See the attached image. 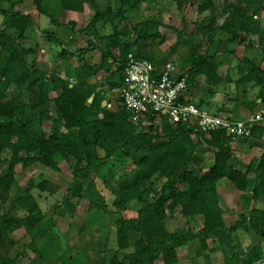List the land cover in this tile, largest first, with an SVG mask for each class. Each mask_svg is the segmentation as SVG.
<instances>
[{
    "label": "trees",
    "instance_id": "obj_1",
    "mask_svg": "<svg viewBox=\"0 0 264 264\" xmlns=\"http://www.w3.org/2000/svg\"><path fill=\"white\" fill-rule=\"evenodd\" d=\"M174 1L181 8L195 0ZM29 2L35 6L37 16L48 18L56 29L40 34L58 48L50 67L41 65L38 49L26 44L30 32L39 30L37 20L21 11ZM43 2L0 0V246H4V239L15 226H24L30 235L28 245L33 249L29 264L42 259L43 249L55 240L56 222L41 210L29 193L30 187L27 196L15 194V176L17 168L28 172L37 165L57 170L58 160H64L75 162L73 177L53 215H58L62 206L73 211L71 198H80L84 188L96 191L97 179L113 194V206L118 212L131 207L136 212L134 218L121 217L117 221L116 248L109 264H178V252L195 242L196 256L207 261L210 253L217 250L225 264H254L263 259L260 243L243 249L236 236L240 232L264 236V210L253 206L228 227L218 189L222 181H227L235 190L249 192L252 202L264 199V152L249 163L243 162L235 157L234 141L225 131L204 133L183 123L171 125L165 118L159 122L161 129H155L154 118L144 115L133 122L132 114L117 95L106 97L105 88L110 93L124 85L129 55L149 61L157 70L167 64L165 59H155L151 51L164 42L159 34L162 23L152 18L130 22L131 17L148 7V0H118V6L115 0H60L64 12L82 13L85 6L94 11L79 30L73 21L63 24L52 17L44 10ZM235 2L221 26L212 23L205 28L206 51L200 53L192 48L182 64L175 65L180 74L187 76V91L180 102L205 110L203 102L194 101L191 95L192 90H198L199 78L204 77L209 92L220 88L223 91L225 101L219 111L233 121L248 122L264 111L257 110L260 104L264 106V45L255 46L252 39L264 37L259 21L264 0ZM213 8V0H203L198 6L200 13ZM82 36H87L86 46L72 49ZM228 43L242 45L244 51L231 67L232 75H221V47ZM97 49L100 60L93 63L89 55ZM101 72L108 77L100 88L91 80ZM53 93L58 95L52 97ZM104 102L111 107L103 106ZM226 103L243 107L249 116L246 120L228 116L226 112L233 109H224ZM55 115L46 133L44 124ZM249 140L263 145L261 122L253 125L249 138L241 139ZM206 152L213 155V160L204 170L200 155ZM153 178L164 179V184L159 189L148 188L147 182ZM49 187L45 181L37 186L42 192ZM20 211H25L23 217L18 215ZM196 216L203 223L194 231L189 224ZM132 238L135 241L131 244ZM210 239L219 244L218 249L209 246ZM131 247L133 251L127 253ZM22 250H26V244ZM9 252L8 248L0 252V264H16ZM85 261L92 264L90 259Z\"/></svg>",
    "mask_w": 264,
    "mask_h": 264
},
{
    "label": "rangeland",
    "instance_id": "obj_2",
    "mask_svg": "<svg viewBox=\"0 0 264 264\" xmlns=\"http://www.w3.org/2000/svg\"><path fill=\"white\" fill-rule=\"evenodd\" d=\"M223 0H213L214 9L200 13L198 10L199 4L202 2L194 1V3H185L181 8L178 7L174 0H148L147 18H152L160 21L162 24L163 34L166 41L157 48L160 57L165 61L172 62L178 67L185 60L192 48H195L200 53H204L207 49L206 35L204 33L205 28L209 27L213 22L219 23L222 21L219 16L218 9L215 12V8L222 6ZM232 5H235V0H229ZM227 2V3H229ZM226 5V3H224ZM118 6V3L115 4ZM43 8L52 17L58 19L61 23L76 21L77 27L82 28L88 22L89 16L87 12L83 15H73L62 11L60 7V0H44ZM21 11L31 14L38 23L39 30H32L29 34L27 47L38 49V61L41 65L50 67L52 63V57L56 56L58 48L49 44L43 37L41 32L43 30L49 32H55L56 29L51 27L48 18L44 16H37L35 6L33 3H25L21 7ZM220 11V10H219ZM220 17V18H219ZM133 23L137 19L144 20L138 17L136 20L131 18ZM261 23L264 22V8L260 13ZM123 27V24H121ZM160 29V28H159ZM264 30V28H263ZM45 32V31H43ZM207 34V33H206ZM79 40L73 43L72 49L77 47H85L87 36L79 37ZM228 37L224 38L227 42ZM255 41L253 44L259 46L264 45V37L260 40L258 36L252 37ZM228 45V46H227ZM224 44L221 47V57L223 61L230 66L234 67L237 60L242 57L244 46H236L234 44ZM226 49V50H225ZM235 50L232 55L231 50ZM225 50V51H224ZM93 55V56H92ZM260 55V54H259ZM93 60L94 54H90ZM261 56V55H260ZM93 62V63H94ZM264 67V63H261ZM226 68L222 69L223 73ZM108 74L99 73L96 78L91 80L93 84H98L100 88L103 82H105ZM73 84V81H71ZM206 83V81H205ZM220 90V89H219ZM108 97L112 91L107 92L104 90ZM252 97L256 95V91H253ZM58 94L53 93L51 96L56 97ZM92 101V99H90ZM91 103V102H90ZM240 108V106H237ZM264 109L263 105H259L258 111ZM234 112H237L234 109ZM228 114V112H226ZM230 113V112H229ZM53 118L57 116H51L44 124V131L49 133L50 126L52 125ZM155 129H161V123H154ZM194 138V137H193ZM232 147L235 149V157L241 161L249 163L253 157H258L264 152L263 145H259L254 141H234ZM102 154V153H101ZM10 157V154H7ZM203 158L204 170L210 167L213 155L209 152L200 155ZM75 162H66L64 160H58L57 170H53L43 165H37L28 172L22 171L17 168L15 176L17 182V188L14 187L15 194L27 196L26 190L30 187L29 193L33 196L34 200L38 203L41 210L54 217L56 227L53 229L55 234V240H52L51 244H48L41 253L42 259H38L37 263L33 264H85V260L90 259L92 264H109L110 259L114 255V249L116 248V223L121 217L134 218L136 212L131 208H127L125 212H118L113 206L114 196L113 194L104 188L101 179H97L96 191H88L84 188L81 197H72L70 202L74 205L72 211L68 207L62 206L58 215H53L54 209L61 205L63 196L67 193L68 185L72 182L73 168ZM48 182L50 187L45 191H40L37 186L41 182ZM164 184V179L153 178L150 182H147V187L151 189H159ZM86 187V186H85ZM220 191L221 200L223 202L224 219L227 226L231 227L236 222L238 216L241 213H245L251 207L255 206L258 209L264 210V199L259 202H252L249 192L240 193L234 189V187L227 181H222L218 189ZM94 203V204H93ZM97 205V206H96ZM101 208V209H100ZM25 211H20L18 215L23 217ZM3 215L2 206L0 204V216ZM190 227L197 231L202 226V219L199 216L192 217L190 219ZM8 238L4 239V246H0V252L9 249L10 258H16V264H29L33 259L32 247L28 245L30 243V235L24 226L16 228L7 234ZM238 244L243 248L256 246L259 243L262 246L264 255V236H257L254 232L243 233L240 232L238 236ZM14 244H10V242ZM135 238L130 239L132 244ZM53 243V244H52ZM209 246L218 249L219 244L214 240H209ZM26 244V250H22L23 245ZM12 248H10V246ZM198 250L197 242L190 246L180 250L178 252L179 262L178 264H225L224 257L221 251L217 250L214 253H210V260L207 261L203 256H196ZM132 247L126 252L131 253ZM208 251L205 250L207 255ZM156 264H163L161 261H157Z\"/></svg>",
    "mask_w": 264,
    "mask_h": 264
},
{
    "label": "built area",
    "instance_id": "obj_3",
    "mask_svg": "<svg viewBox=\"0 0 264 264\" xmlns=\"http://www.w3.org/2000/svg\"><path fill=\"white\" fill-rule=\"evenodd\" d=\"M186 78V74H180L172 62L157 70L149 61L136 60L129 55L124 85L112 93L122 100L124 108L132 114L133 122L140 121L144 115L154 118L155 122L165 118L171 125L183 123L204 133L225 131L233 141L249 138L254 124L261 122L264 125V111L248 122L233 121L224 115H212L193 104L180 102L187 91ZM103 106L110 108L111 104L104 102ZM254 264H264V258Z\"/></svg>",
    "mask_w": 264,
    "mask_h": 264
},
{
    "label": "crops",
    "instance_id": "obj_4",
    "mask_svg": "<svg viewBox=\"0 0 264 264\" xmlns=\"http://www.w3.org/2000/svg\"><path fill=\"white\" fill-rule=\"evenodd\" d=\"M227 2H229V0H227V1L223 0L222 1V6L220 5L219 7H216L215 8V12L218 9V12L217 13H219V16H221V19H222V21L219 22V23H216L215 22V26H221L222 23H223V21L228 17V15L230 13V6H232V2H229V3H227ZM115 3H118V0L117 1L115 0ZM224 3H226V5ZM143 8L144 9L143 10H140V12L138 13L137 16H134V17H131V18H133V20L134 19L136 20L138 17L143 18V19H146V14L148 12L147 11V8L148 7H143ZM85 12H87V14L89 16V19H88V22H89L90 19H91V17L93 16V13H94V11L92 10V8L89 7V6H85L84 12H82V13H77V12H67V13L73 14V15H83ZM140 20L141 19H137L136 22H138ZM73 22L76 23V28L75 29H77V30L81 29L80 27H77L78 26V23L76 21H73ZM130 22L132 24H134L133 21H132V19H130ZM67 23L68 22H66L65 24H67ZM260 25H261L260 27L263 29L264 28V22L263 23L260 22ZM161 27H162V25H161ZM161 27H159L160 28L159 29V34H160L161 37L164 38V42H165L166 39H165V36L163 34L162 29H168V28H162L161 29ZM92 40L94 41L95 45L98 44L97 43V40L95 38H92ZM153 50H154V53H155L154 54L155 59L164 60L163 57L162 58L160 57L158 51H156L154 48H152L151 51H153ZM93 54H94L93 60H95V62L94 61L93 62L94 63H97L100 60V56H101L99 50L98 49L95 50L93 52ZM222 61H223V59H222ZM231 64H230V66H228L224 62V65H223L222 69L226 68L225 69L226 71L223 73V71L221 69L219 71V73L221 75H226L229 72V75H232V73H231L232 72V68H231L232 65ZM101 73H104V72H101ZM104 74H106V73H104ZM205 81L206 80H205L204 77H200L199 78V81H198L199 82V84H198V90H192V94L191 95H192L193 100L196 101V102H201L202 101L203 102L202 108L205 109V110H209L212 113L224 115L225 113L219 111L220 110V104H222V102L225 101V96H223V94H222L223 93L222 89L220 88V90H218V92L216 91L215 93L209 92L208 86L206 85ZM258 102L260 103V101H258ZM224 109H233V111L231 113L227 114V115L230 116V117L232 116L236 120H246V118L249 116V112L246 109H244L243 107L234 108V105L232 103H226V105L224 106ZM234 109H236L237 112H234ZM233 150H235V149L233 148ZM211 164H212V161H211ZM240 193H242V192H240Z\"/></svg>",
    "mask_w": 264,
    "mask_h": 264
},
{
    "label": "water",
    "instance_id": "obj_5",
    "mask_svg": "<svg viewBox=\"0 0 264 264\" xmlns=\"http://www.w3.org/2000/svg\"><path fill=\"white\" fill-rule=\"evenodd\" d=\"M89 102H91V100H89Z\"/></svg>",
    "mask_w": 264,
    "mask_h": 264
}]
</instances>
